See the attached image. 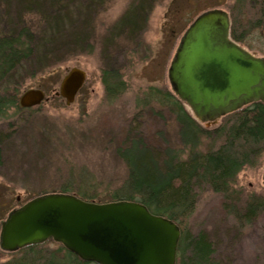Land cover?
<instances>
[{
	"label": "rangeland",
	"instance_id": "rangeland-1",
	"mask_svg": "<svg viewBox=\"0 0 264 264\" xmlns=\"http://www.w3.org/2000/svg\"><path fill=\"white\" fill-rule=\"evenodd\" d=\"M232 2L106 1L94 23L88 25L89 34L95 33L93 29L100 35L97 45L92 44V51L71 58L55 73L27 80L25 88L45 91L47 100L32 109L10 110L7 122L0 120V133L4 136L0 230L1 222L10 211L36 196L59 191L63 186L80 188L81 183L88 184L86 188L100 196V201H110V194L126 175L125 166L115 154V145L123 143L124 134L130 128L134 130L135 122L143 134L149 132L146 127L151 123V129L160 131L172 148L177 146V125L165 111L167 108L153 99L157 97L155 91L173 94L168 69L189 25L210 9L228 12L227 5ZM97 7H93L95 11ZM144 14H149L148 19ZM117 34L134 38V43L127 42L131 61L121 72L126 86L120 96L111 100L113 98L106 97L102 83L100 52L104 37L109 40ZM241 45L264 58V29L251 32L247 42ZM72 69L86 73V84L75 102L68 106L55 94ZM220 123L219 120L214 125H203L213 128ZM263 170L264 160H260L258 167L246 169L238 176L237 189L245 198L264 194ZM221 202L220 195L200 190L196 211L187 222V232L206 233L215 243V260L221 264H264V215L248 230L239 231L228 221ZM11 256L0 249V263Z\"/></svg>",
	"mask_w": 264,
	"mask_h": 264
},
{
	"label": "trees",
	"instance_id": "trees-1",
	"mask_svg": "<svg viewBox=\"0 0 264 264\" xmlns=\"http://www.w3.org/2000/svg\"><path fill=\"white\" fill-rule=\"evenodd\" d=\"M26 1L0 0L3 122H7L10 110H22L19 98L28 90L27 80L55 73L71 58L92 51L100 35L93 29L95 33L89 34L88 25L94 23L108 0ZM227 8L235 42L245 44L251 32L264 29V0H233ZM146 16L148 19L149 14ZM127 42L134 43V38L117 34L109 40L104 37L101 45L102 83L110 98L120 96L126 86L121 72L131 61ZM149 90L153 92V88ZM155 92L157 97L153 99L167 108L165 111L177 125L178 145L172 148L160 131L151 129V123L146 127L149 132L143 134L135 122L134 130L130 128L124 134L123 143L115 145V154L125 166L126 175L110 194V201H100V196L83 183L80 188L63 186L56 192L76 195L88 202L141 203L152 214L166 217L180 227L177 264H221L215 260L211 238L204 232H187V222L196 211L200 190L221 196V209L239 231L248 230L264 215V194L245 198L236 181L241 172L258 167L264 160V104L254 103L223 117L218 126L206 128L173 94ZM3 143L0 133V165ZM0 264L94 263L82 261L51 241L25 248Z\"/></svg>",
	"mask_w": 264,
	"mask_h": 264
},
{
	"label": "water",
	"instance_id": "water-1",
	"mask_svg": "<svg viewBox=\"0 0 264 264\" xmlns=\"http://www.w3.org/2000/svg\"><path fill=\"white\" fill-rule=\"evenodd\" d=\"M173 94L202 124L254 103L264 104V58L231 38V20L222 9L198 16L182 36L168 69ZM86 82L72 69L56 97L70 106ZM39 89L25 91L19 107L46 101ZM264 180V170H263ZM180 227L137 202L94 203L76 195L52 193L12 210L1 222L0 249L16 253L49 241L94 264H177Z\"/></svg>",
	"mask_w": 264,
	"mask_h": 264
},
{
	"label": "flooded vegetation",
	"instance_id": "flooded-vegetation-1",
	"mask_svg": "<svg viewBox=\"0 0 264 264\" xmlns=\"http://www.w3.org/2000/svg\"><path fill=\"white\" fill-rule=\"evenodd\" d=\"M124 81H125V80H124V78H123L122 82L125 83ZM85 84H86V82H85ZM85 84L83 85L82 89L84 88ZM82 89H81V90H82ZM81 90L79 91V93L77 94V96L80 94ZM122 93H123V90L121 91V94H122ZM105 95H106V97H108V94H107L106 92H105ZM115 95H116V94H115ZM117 96H118V95H117ZM76 98H77V97H76ZM114 98H117V97L115 96V97H113V99H111V100H114Z\"/></svg>",
	"mask_w": 264,
	"mask_h": 264
}]
</instances>
